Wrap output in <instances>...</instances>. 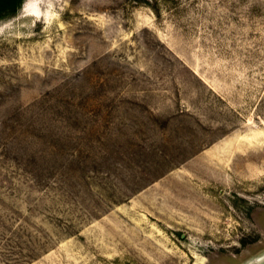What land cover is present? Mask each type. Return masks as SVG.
<instances>
[{"label":"rangeland","instance_id":"1","mask_svg":"<svg viewBox=\"0 0 264 264\" xmlns=\"http://www.w3.org/2000/svg\"><path fill=\"white\" fill-rule=\"evenodd\" d=\"M262 252L264 0H23L0 19V264Z\"/></svg>","mask_w":264,"mask_h":264},{"label":"trees","instance_id":"2","mask_svg":"<svg viewBox=\"0 0 264 264\" xmlns=\"http://www.w3.org/2000/svg\"><path fill=\"white\" fill-rule=\"evenodd\" d=\"M23 0H0V19L17 12Z\"/></svg>","mask_w":264,"mask_h":264},{"label":"water","instance_id":"3","mask_svg":"<svg viewBox=\"0 0 264 264\" xmlns=\"http://www.w3.org/2000/svg\"><path fill=\"white\" fill-rule=\"evenodd\" d=\"M243 264H264V252H262L256 257L249 259Z\"/></svg>","mask_w":264,"mask_h":264}]
</instances>
